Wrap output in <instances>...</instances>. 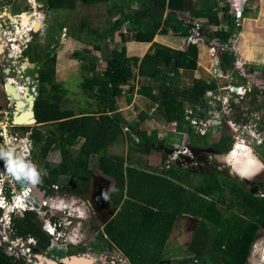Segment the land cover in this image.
Here are the masks:
<instances>
[{"label":"rangeland","instance_id":"374dc122","mask_svg":"<svg viewBox=\"0 0 264 264\" xmlns=\"http://www.w3.org/2000/svg\"><path fill=\"white\" fill-rule=\"evenodd\" d=\"M114 1L117 4L122 3L120 0ZM143 1L128 0V6L126 5L124 11L126 14L133 15L134 12L141 10ZM215 2H218L220 8L229 6V10L236 18L234 22L236 24L234 32L238 35L236 42H233L232 46L230 42L221 43L220 47L221 53L227 52L231 56L232 62L230 61L229 65L225 64L223 57L218 56V51L219 55H221L220 50L217 48L216 43L212 42V38H209L210 35L213 38L215 36L218 37L219 32H227L231 29L227 23L225 11L219 13V23L214 22L212 19L215 16L197 20V17L190 13H177L180 19L187 24H197L194 27L192 36L186 39L187 42H182L181 39H178L182 46H177L174 42L176 39L171 40L162 35L156 36L153 42L178 51H186L190 45L188 41L197 45L198 70L196 72L180 71V76L172 75V80L169 84L174 92L178 90L183 95L180 97V101H184L187 109V121L190 122L196 135L203 137V139H198L201 144L207 142L208 145L212 146L218 143L222 138L224 128L228 126L231 142L227 153L217 155L214 150L209 149L210 147L207 149L193 148L187 133L181 132L177 123L167 124L165 121H161L163 118L160 115L158 106L139 95L135 98L137 105L130 108L131 117H128L127 124H124V127L126 134L130 136L131 131H129L128 123L139 125L142 123L141 116L143 114L147 113L150 115L144 129L148 131L150 137L154 131H157L159 134L158 139L164 144L160 145L157 143L153 148L152 154L145 159L152 172L166 175L167 170L173 165L180 167V169H185L194 175L197 172H208L210 170L215 175L221 174L225 176L228 179L230 188L234 184H238L242 189L248 190L249 188H247L248 186L245 183V179L247 180L248 178L244 179V177H239L234 173L232 166L230 167V157L233 154V150L239 145H244V147L251 149L254 157L258 160L260 171L262 170L260 174L253 176V182L257 185L264 183L262 179L264 176V94H259L261 102L242 105V103L239 104L237 90H235L237 94L228 89L220 90L219 80H227L223 77V74L227 73L230 76L231 83L234 84L236 82V76L239 74L235 70L236 60H238V63L243 59L244 63L250 62L252 70H264V0L244 1V11H242L240 19L232 10L234 4L231 3V0H212L210 3L205 0L201 2V5H203L201 10H207L206 7L214 6ZM76 7V10L73 11H58L50 8L49 0H0V12L2 14L0 15V47L3 48L0 51V246L3 247L4 252L17 258L20 264H45L44 259L37 258L41 251L37 252L34 250L38 242L42 249L49 251H72L74 254L79 252L93 253L98 263H102L104 258L110 263L113 261L117 262L119 258H123L124 264H134L131 258L121 253V251L126 249L140 253L145 249L148 250L149 247L155 248L154 250L157 251L164 237V232L157 231L154 225H144L143 220H141L142 217H140L142 213H132L133 210L139 212L137 206L125 203V207L114 221L110 230L112 234L110 236L104 234L105 223L103 217L109 218L110 215L107 213L120 208L116 207V201L120 200L121 194V189L118 188L115 180L100 169V160L104 153L96 157L92 162L91 170L94 171L92 179L87 174L75 179L77 169L73 161L79 159L86 140H80L75 148H69L70 157L65 160L62 157L60 144L55 145L50 154L45 157L42 155L41 148L36 149L33 146L31 137L33 136L34 128L40 130L46 136L50 134L52 128L40 127V125L31 127L32 131L25 135L27 137L25 138L26 143L19 149L18 147H12L18 144L13 142L15 138L8 130V128H13L12 118L15 105L4 91L7 80L12 85L18 86L19 92H22V89L24 90L23 93L27 92L29 95L35 96L36 99L39 98L41 90L45 91L44 93L50 95L51 98L56 96V93L53 92V87L56 86L59 89L57 95L62 98V106L68 109L80 108L83 111L90 109L88 112H94L89 105L95 102L90 99L88 92L82 88V85L91 76L83 70V67L90 65L86 55L99 57L97 72L105 74L111 57H105L104 53L96 51L95 47L106 48L105 50L111 53L121 48L123 39L122 36H117L113 41L111 38H107L109 41L102 43L92 37L87 39L84 35L82 37L83 41L82 39L75 41L74 37L80 35L77 28L81 25L86 14L85 11L81 10L82 8L79 4H76ZM152 7L148 4L143 8L152 12ZM198 8L201 7L198 5ZM155 12L158 13L154 14ZM162 12L159 9H154L151 14L153 16L159 15L166 21L169 16L168 13L171 11L166 8L164 14ZM22 15L27 16L25 20L22 19L24 18ZM32 17L34 18L32 19ZM38 26L40 29L34 31V27ZM128 29L129 25L125 27L123 33L131 38L133 36L127 34ZM130 43L124 44L128 57L135 55L143 58V53L130 52ZM228 44L232 48L231 51L227 48ZM150 46L148 45V48ZM45 52H49L51 58L38 62L39 58L41 60L39 56L44 57ZM60 53L63 54V60L67 61V68L58 69L59 64L57 62L56 69L58 71L55 76L57 83H54V86L49 84L41 85L39 82L41 69L45 63L50 61L55 55H60ZM240 56L241 58H239ZM32 58L35 62L32 61ZM7 71L9 73L5 75ZM196 82L205 83L209 90L203 98L204 102L194 107L185 100V93H187L185 91L193 89ZM156 85L157 83L155 82L153 86ZM210 87L213 89H210ZM122 91L126 92L128 88L123 87ZM245 91L244 88L241 97L246 95ZM117 101H122V98H118ZM196 108L197 118L193 119ZM242 108H244V111H242ZM249 108L251 110L248 111ZM97 119H100V116H97ZM191 126L185 124L184 128L188 131ZM138 145H141V143H138ZM14 148L19 151L18 155L20 159L22 158V161L25 160L27 164L34 167L35 172L49 180L51 204L48 203V205L46 204L41 209L36 210L35 207H32L35 203L31 202L32 206H29L30 202L24 201L26 209L23 206V209L18 208L16 201L18 196L23 197L26 191H31V189L30 186L24 187L21 181H12L15 174V160L17 159ZM130 150L131 148L129 149L128 145L125 155H129ZM107 154L108 156H124L120 147L108 150ZM182 154L190 159L181 158ZM125 159L129 161L126 156ZM3 163L4 166L2 165ZM64 164L70 169V174L64 177H62L63 175L59 176L60 178L57 177L56 179L58 180L59 178V180L55 181L52 171L59 169ZM110 164L118 165L117 161L110 162ZM240 176L243 175L240 174ZM52 181H54V184H52ZM78 183L83 187L77 191L78 193H73L76 191L75 188L79 185ZM98 187H106L105 195L102 197L106 205L104 210L101 209L102 207L97 201L96 191ZM257 194H259L257 196L259 199H264V188ZM24 200H27V198H24ZM176 205L178 206L179 202L174 204V206ZM170 209L172 213L177 211V207L172 206ZM218 209L222 211L223 219L230 220L235 215L239 217L241 215L249 222L256 223L257 221L244 216V210H239V207L232 204L218 206ZM29 211L36 213L37 219L34 220V224H41L42 226L41 235L44 238V246L41 245L40 239L33 234L28 233V240L25 239V244L27 243V245L21 244V239L24 240V238H14V235L17 234L18 222L26 219ZM101 213L106 214L102 217ZM135 214H137V217ZM136 220L138 224H135ZM200 225L201 220L199 219L185 218L180 220L174 229L172 241L169 245L167 244V250H164V261L159 264H167L170 259L171 264H173V259L176 260V258L187 255L189 257V246L193 242ZM52 229L55 231V236L47 232ZM216 234V231H213L206 240L205 249L208 253L204 257V262L197 260L198 264H224L220 259L215 262L212 258L216 254L213 251L212 244ZM31 241L35 242L36 246L31 247ZM216 255L218 256V254ZM193 256L192 258L195 260L196 258ZM50 260H57V258L53 257ZM247 261L248 264H264L263 226L259 227L255 243L251 248Z\"/></svg>","mask_w":264,"mask_h":264},{"label":"trees","instance_id":"16d2710c","mask_svg":"<svg viewBox=\"0 0 264 264\" xmlns=\"http://www.w3.org/2000/svg\"><path fill=\"white\" fill-rule=\"evenodd\" d=\"M120 1L122 3L117 4L114 0H49L50 8L54 10L73 11L77 8L76 4H79L81 10L86 12L81 25L77 28L80 35L74 37L75 41L80 39L83 41L82 37L85 35L87 39L92 37L98 42L106 43L109 41L107 38H111L113 41L115 37L122 36L123 44H121V48L111 53L106 50L104 53L103 47H95V50L103 52L105 57H111L105 74L97 72L99 58L86 55L90 65L83 67V70L91 76L82 85V88L95 102L89 105L94 110L93 113L88 112L90 109L87 111L80 108L68 109L61 105L62 98L57 95L59 89L53 84L57 83L55 76L58 69L67 66V61L63 60V54L55 55L44 64L39 74V82L41 85L54 86L53 92L56 93V96L51 98L41 90L35 104V114L38 126L52 129L46 136L34 128L33 146L36 149L41 148L42 155L45 157L50 154L55 145L60 144L62 157L67 160L70 157L69 148H75L80 140H86L79 159H73L77 169L75 179L81 178L80 176H84V174L89 175L92 179L94 176V171L91 170L92 162L104 153L100 160V169L114 179L118 188L121 189L120 200L116 201V207L123 209L125 203L137 206L139 212L133 210L132 213H142L140 217H142L144 225H154L157 231L164 232L157 251L150 247L140 253L126 249L123 251L134 264H159L178 218V215L168 216L167 213H172L170 209L172 206L177 207L176 214L182 213L201 220L197 234L189 246V250L195 254L196 263L193 258H189L174 261L173 264H198L197 260L204 262V257L208 253L205 249V242L213 231L217 233L212 243L213 251L218 254V256L216 254L212 256L213 261L218 262L220 259L224 264H248L247 259L255 243L259 227H264V201L242 189L238 184H234L230 188L225 176L215 175L210 170L197 172L194 175L173 165L167 170L166 175L152 172L145 159L152 154L157 143L164 144L158 139L157 131H154L150 137L148 131L144 129L150 115L143 114L141 116L142 123L139 125L128 123L129 131H131L129 136L126 134L124 124H127L128 117L131 115L129 111L119 112L120 109L132 106L136 95L142 96L158 106L163 118L161 121H165L167 124L177 123L179 130L187 133L193 148L207 149L211 147L207 142L201 144L198 141L203 137L196 135L190 122L187 121V109L184 101H180V97L183 95L178 90L175 93L169 84L172 75L180 76V71L196 72L198 70L197 45L190 43L186 51H178L153 41L158 35L180 37L185 40L192 36L194 28L180 19L178 12H191L194 16L201 18L209 17L211 13H215L217 16L212 19L219 23V11L223 8L215 3L212 7L211 5L209 8L206 7L207 10L197 9V3L193 0H144L141 10L129 15L124 11L128 0ZM199 1L204 2L205 0ZM206 1L210 3L212 0ZM145 3L163 12L169 8L171 12L167 20L165 21L159 15L153 16L152 12L145 10L143 8L146 6ZM223 11L226 13V20L231 29L227 32H219L218 36L221 43L226 44L236 34L234 32L236 18H232L229 9L225 8ZM127 25H129L127 34L132 35L131 38L123 33ZM60 36L61 34L59 38ZM129 42L153 44V46L142 60L141 58L128 57L124 44ZM37 50L39 49L37 48ZM45 53L44 57L39 56L41 60L39 58L38 62L51 58L49 52ZM223 60L227 65L230 61L232 62L228 53L223 56ZM32 61L35 62L33 58ZM57 62L58 69H56ZM155 82L157 85L153 86ZM123 87L128 88V91H122ZM210 89L213 88L210 87ZM208 90L209 87L205 83L196 82L193 89L185 91L187 92L185 100L197 107V104L204 102L203 98ZM118 98H122V101H117ZM97 116H100V119H97ZM196 118L197 108L193 116V119ZM185 124L191 126L188 131L184 128ZM205 140L207 139L205 138ZM230 142L231 137L225 134L223 140L217 145L218 150L226 152ZM128 145L129 149L131 148L130 154L125 155ZM116 147L121 148L124 156H108L107 151ZM125 156L129 158V161L125 159ZM114 161H117V166L110 164ZM68 174H70V169L65 164L52 171L55 181H58L62 175L64 177ZM57 177H59L58 180H56ZM74 181L76 182V180ZM82 187L80 184L77 185L76 191L73 193H78L77 191ZM174 188L176 190L172 192ZM176 202H179L178 206H174ZM228 204L239 207V210H244V216L256 219V223L247 221L241 215L240 217L235 215L230 220L223 219L222 211L218 209V206H228ZM135 216L137 217V214ZM36 219V213L29 211L27 218L18 222L17 234L14 235V238L28 240V233L33 234L40 239L41 245L44 246V238L41 235L42 226L34 224ZM116 219L106 226L104 234L107 236L112 234L110 230ZM135 224H138L137 220ZM0 264L20 263L17 258L4 252L3 247L0 246Z\"/></svg>","mask_w":264,"mask_h":264},{"label":"flooded vegetation","instance_id":"af4514ba","mask_svg":"<svg viewBox=\"0 0 264 264\" xmlns=\"http://www.w3.org/2000/svg\"><path fill=\"white\" fill-rule=\"evenodd\" d=\"M0 15H2L1 12H0ZM22 16L24 17V18H22L24 20L27 17V16H24V15H22ZM209 38H212L211 39L212 42L216 38H219V40H220L219 36L218 37L215 36L213 38L212 35H210ZM220 42H221V40H220ZM229 42L231 43V41H229ZM217 48L220 50V53H221V49L219 47H217ZM228 50L231 51L230 48H228ZM217 53H218V56L223 57V56H225V54L227 52L221 53V55H219V51ZM239 58H241V56ZM241 61H242V64H239L238 60L235 61V70L238 71V73H239L236 76V82L234 84H232L231 80H230V76L227 73H225V74H223V77H224V79H227V80H225V81H220L219 80V83H220L219 86H221L220 90L221 89H224V90L228 89V90H231V91H234V92H235V90H237L238 95H239V97H238L239 104L240 103H242V105H244L245 103H253V104L255 103V104H257V103L261 102V98L259 97V94L260 93L264 94V85L263 86H258L255 83V80L251 77V74H254L256 71H258L259 72V75H258L259 78H261L264 81V70H252V66H251L252 64L250 62L249 63L248 62L244 63V59L241 60ZM246 85H248V86L246 87ZM244 88L246 90L245 91L246 95L244 97H241L242 94H243ZM4 91L6 92L5 87H4ZM6 94H7V92H6ZM249 110H251V108H249L248 111ZM242 111H244V108H242ZM228 129H229L228 126H226V128H224L221 140L218 143H215L214 145H212L209 148V149L214 150L217 155L225 154V153H227V151L229 149L228 148L226 152H221V151L218 150V147H217V145L223 140L225 134H227L229 136L230 133H229ZM8 130L13 134L12 136H14V138H15L13 140V142L18 144L16 146L14 145L12 147H18V149H19V147H22V145H24L26 143L25 142V138H27V137H25V135H26L27 132L25 131L26 132L25 135H22V131L25 130L24 128L13 127V128H8ZM31 138L33 139V136ZM21 141H23L24 144L20 143ZM235 150L236 149L233 150V153L235 152ZM15 151H16L17 159L15 160V167H14V169H15L14 173L15 174H14V177H13L12 181H14V180L21 181L22 184H23L24 181H26L28 183V186H30V189H32V184L34 183L33 182V174L35 173V169H34V167L32 165L27 164L25 162V160L22 161L21 160L22 158L20 159V156L18 155L19 151L16 150V149H15ZM250 151H251V153L254 156L253 151L251 149H250ZM184 154H187V153H184ZM215 163L218 164L217 161H215ZM23 164L28 165V173H24L25 167H24ZM2 165L4 166V163ZM230 167H231V165H230ZM231 168L233 169L234 173L237 176L243 177V176H240V174L235 171V168H233V167H231ZM261 172L256 173V174H260ZM245 178H248V179L246 180ZM43 179H44L43 180L44 187L42 188V191H46L47 192V197L50 198L51 186H50L49 180L47 178H43ZM244 179H245V183L248 186L247 188H249L247 191H249L256 198H258L257 196L259 194H257V193H260L262 191V189L264 188V183H259L257 185L256 183L253 182V180H254L253 176L252 177H244ZM262 179L264 181V176L262 177ZM105 192H106V187H98V189L96 191V196L98 197L97 201H98L99 205L102 207L101 209H103V210L106 209L105 200H103V198H102L103 195H105ZM30 193H31V191H26V193L23 195V197L18 196V199L16 200L18 208H22V206H23L26 209V205L24 204V201L30 202L29 201V198L31 197ZM24 198H27V200H24ZM262 201H264V199H262ZM51 203H52V201H51ZM46 204L48 205V203H46ZM113 212L114 211H111L110 213H107V214L110 215ZM104 214H106V213H101V216L103 217ZM99 216H100V214H99ZM101 216H100V218H101ZM103 221L105 223V225H104V227H105L106 223L108 221V218L103 217ZM48 233L50 234V232H48ZM53 233H54V236H55V232L54 231H53ZM21 244L22 245L25 244V239L24 240L21 239ZM25 245H27V243ZM34 250L37 251V252H39V250L41 251L39 253V255H37V258L38 259H44L45 264H47L48 261L54 257L53 251H57V250H50L49 251V250L42 249L40 247V243L39 242L37 243V246L34 248ZM66 253H67V255L74 254L72 251H69V252H66ZM55 258H57V261L59 263H61V260L63 259L62 256L55 257ZM120 259L121 258H119L118 261Z\"/></svg>","mask_w":264,"mask_h":264},{"label":"water","instance_id":"95a60500","mask_svg":"<svg viewBox=\"0 0 264 264\" xmlns=\"http://www.w3.org/2000/svg\"><path fill=\"white\" fill-rule=\"evenodd\" d=\"M34 17H32L33 19ZM40 26V25H39ZM34 27V31H38L40 27ZM209 35V34H208ZM238 37L237 34L234 35L233 39H231V43L236 42V38ZM217 47H221V42L219 38H216L214 40ZM227 48H230V45H227ZM8 71L5 72V75H8ZM259 72L256 71L254 74H251V77L255 80V83L258 86H263L264 81L259 78ZM18 86L15 84H11L9 80L6 81L5 89L8 94V97L15 103V110L13 113L12 118V126L13 127H19L24 128L25 130L22 131V135H25V133H30L32 131L31 127L37 126V120H36V114H35V104H36V97L33 95H29L27 92H19ZM120 108V107H118ZM26 131V132H25ZM31 145V144H29ZM32 147V145H31ZM27 153V152H26ZM181 158H186L185 155H181ZM25 169L24 173H28V165L23 164ZM43 177L35 172L33 174V184L31 189V197L29 198V206H32L31 202L35 203L34 206L36 210L41 209L43 206L46 205V203H51V199L47 197V192L42 191V188L44 187ZM24 187L28 186V183L26 181L23 182ZM54 257H60L62 256L61 263H59L57 260H49L48 264H124V259L121 258L119 261L115 262H109L105 258L103 259L102 263H98L97 258L93 255V253H79V254H71L67 255V253L63 250L61 251H53Z\"/></svg>","mask_w":264,"mask_h":264},{"label":"crops","instance_id":"0c3cea01","mask_svg":"<svg viewBox=\"0 0 264 264\" xmlns=\"http://www.w3.org/2000/svg\"><path fill=\"white\" fill-rule=\"evenodd\" d=\"M195 3H197V9H202L203 8V5H201V2L202 1H195V0H193ZM216 1V0H215ZM215 3H218V2H215ZM198 5H199V7H201V8H198ZM243 5H244V3H243ZM218 6H219V4H218ZM220 7V6H219ZM153 9H151V11L153 12L154 11V9L155 10H157V8H155V7H152ZM222 8H223V10L225 9L223 6H222ZM227 9H229V6H227ZM222 9L219 11V13L221 12V11H223ZM158 12H155L154 14H157ZM159 13H160V11H159ZM178 13H184V14H186V13H190L191 14V12H178ZM229 13H230V15L232 16V18L233 19H235V16H234V14L233 13H231V10H229ZM162 14H164V12H162ZM168 15H169V13H168ZM167 15V16H168ZM193 15V14H192ZM210 15H212V17H214V16H217L215 13H211ZM210 15H209V17H210ZM191 17V16H190ZM209 17H204V18H201V17H197V20H199V19H201V20H204V19H208ZM219 18V17H218ZM245 18H246V16H245ZM220 19V18H219ZM184 21V20H183ZM197 25V24H196ZM196 25L195 24H192V27L194 28V27H196ZM165 38H168V39H171V40H174V39H176V41H174L176 44H177V46H182L181 44V42L178 40V39H181L182 40V42H185L186 40L185 39H183V38H178V37H174V36H165ZM178 40V41H177ZM187 42V41H186ZM189 43H192L191 41H188ZM194 43V42H193ZM129 44V43H128ZM135 44H138V45H135ZM157 44H159V43H157ZM130 45H131V47H130V52H132V53H136V52H140V53H143V58L142 57H139V56H133V55H130L131 56V58H134V57H136V58H141L142 60L147 56V54L150 52V50H151V48H152V46H153V44H144V43H137V42H131L130 43ZM148 45H151L149 48H148ZM148 48V49H147ZM106 48H103V51L105 50ZM176 50V49H175ZM60 52V51H59ZM104 53H105V51H104ZM99 58V57H98ZM137 96V95H136ZM136 98V97H135ZM135 105H137V102H136V100L134 101V103H133V105L132 106H129V107H127V108H125V109H120V113L121 112H126V111H131V107H133V106H135ZM184 155V154H183ZM178 166H180V165H178ZM180 168V167H179ZM176 189L174 188V190L172 191V192H174ZM122 211V207H120L119 209H117V210H114V212L113 213H111L110 214V216H109V218H108V221H107V223H106V226L109 224V223H111L114 219H116L119 215H120V212ZM153 214H157V213H153ZM168 214V216L170 215V216H175V215H178V218H177V221H176V223H175V225H174V229L176 228V226H177V224H178V222L180 221V220H184L185 218H190V219H197V218H195V217H193V216H190V215H186V214H176V213H167ZM106 226L104 227V230H105V228H106ZM174 229H173V231L171 232V235H170V237H169V240H168V242H167V244L169 245V243L172 241V239H173V237H174ZM196 233H197V231H196ZM167 244H166V246H165V251L167 250ZM118 249L121 251V249L118 247ZM165 251L163 252V254L161 255V259H160V262L159 263H162V261H164V254H165ZM190 251V250H189ZM121 253H124L123 251H121ZM124 255H126L125 253H124ZM193 255H195L193 252H191L190 251V256L188 257V255L187 256H185V257H179V258H176V260L175 259H173V261H178V260H182L183 258H185V259H189V258H192V256ZM127 256V255H126ZM193 257H195V256H193ZM196 258V257H195ZM169 260V259H168ZM195 263H196V259H195V261H194ZM174 263V262H173ZM167 264H171V259H170V261H169V263H167Z\"/></svg>","mask_w":264,"mask_h":264},{"label":"bare ground","instance_id":"6f19581e","mask_svg":"<svg viewBox=\"0 0 264 264\" xmlns=\"http://www.w3.org/2000/svg\"><path fill=\"white\" fill-rule=\"evenodd\" d=\"M2 50L3 48L0 47V51ZM239 64H242V61L239 62ZM23 91L24 90H22V92ZM20 143L24 144L23 141H21ZM230 161H231V166L235 168V171L243 175V177L254 176L256 173H259L260 171L258 160L253 156L250 149H248L246 146L244 147V145H239V147L236 148L235 152L230 157ZM2 208L5 209L4 207ZM49 231L50 234L54 236L53 233L54 230L52 229Z\"/></svg>","mask_w":264,"mask_h":264},{"label":"built area","instance_id":"2783aa9c","mask_svg":"<svg viewBox=\"0 0 264 264\" xmlns=\"http://www.w3.org/2000/svg\"><path fill=\"white\" fill-rule=\"evenodd\" d=\"M231 1H232L231 3L234 4L232 6V10H233L234 13L237 14V17L240 19L242 17V11H244L243 3L246 0H231ZM30 244H31V247L32 246L33 247L36 246V243L33 242V241H31ZM12 248H13V246H12Z\"/></svg>","mask_w":264,"mask_h":264},{"label":"clouds","instance_id":"9594fccd","mask_svg":"<svg viewBox=\"0 0 264 264\" xmlns=\"http://www.w3.org/2000/svg\"><path fill=\"white\" fill-rule=\"evenodd\" d=\"M22 91V90H21ZM15 105V104H14ZM1 158V157H0ZM47 232H49V231H47Z\"/></svg>","mask_w":264,"mask_h":264}]
</instances>
